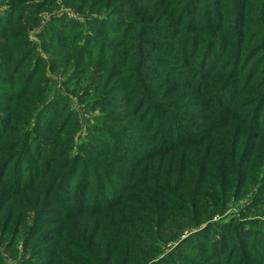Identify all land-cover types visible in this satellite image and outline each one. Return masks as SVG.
<instances>
[{"label":"trees","instance_id":"16d2710c","mask_svg":"<svg viewBox=\"0 0 264 264\" xmlns=\"http://www.w3.org/2000/svg\"><path fill=\"white\" fill-rule=\"evenodd\" d=\"M197 1L170 2L171 4L168 6L170 15L178 18L183 13L185 17L184 23L171 26L172 28L167 25L145 22L146 20H141L138 24L139 30L145 31V25L148 23H150L148 27L153 28L150 34L155 38L149 41L148 45L152 53L140 52L137 69L127 72L126 77L124 75L123 78H120L121 81H116V86L123 83L122 87L125 88V85L130 87L124 89L129 99L132 98V108L129 107L128 113L135 122L136 119H139V130L131 132L130 129L134 126L128 127L130 129L123 127L121 117L116 115L110 120L109 116L116 113L110 114L111 109L103 110L105 116L101 126L98 124L88 130L85 136L86 141L80 139L81 142H78L75 132L72 130L77 125L76 114L74 112L66 113L69 111L66 108L60 117L61 121L67 119L65 120L67 124L71 122V125L64 129L67 130L64 138L66 144L55 145V141L47 137V135L50 136L48 133L50 127H41L39 124H35L36 117L27 115L29 122L27 127L29 128L23 126V130L18 132L16 139L14 138L13 150L5 149L2 151L3 155L0 153V164L3 165L0 168V186L4 181L11 179L10 175L13 172L17 176L13 178L18 183L11 185L9 182L11 195L26 192L32 194V189L39 184V182L33 183L41 176L38 174L39 170L46 172L48 166L53 169L61 160L67 162L63 168L68 169L67 177H73V180L69 181L68 187H66L63 184L65 176L62 179L58 176V171H52L53 179L56 180H53L52 190L45 191L50 201L49 204L44 205L42 212L47 214L62 210L61 217H66L75 211L73 206L68 204L73 202L79 208L82 205L88 206L89 210H95L93 212L109 214L112 212L110 217L104 218V222L97 224L98 237L96 242L93 241L95 242V256H98V248L101 244H106L109 248L118 246L120 242L118 235L121 233L117 232L116 234L115 227L119 223L120 215L112 208L118 205L123 206L122 202L127 200L130 193L136 191L141 193L139 194L140 198L136 200L138 203L136 208L151 213V219L159 233L157 235L159 240L154 238L152 245L135 240L140 244V247H148L144 252H141L143 254L138 255L143 256L142 261L126 258L121 264H208L203 257L191 254L192 247L185 244V241L192 239L193 236H188L170 249L167 247L170 242L181 239L187 231L192 229L201 230L202 236L206 234L205 241L210 237L207 244L213 243L214 252L222 256L220 264H264V215L254 214L255 210H252V204L246 207L244 216L235 213L227 216L228 212L225 214V210L229 209L232 196L239 197L242 189L249 184H251L250 188H253L249 191H253L252 199L254 201L264 195L261 193V190L264 191V170L260 173L255 171L261 167L258 159L249 164V156L242 141L244 140L243 135L253 128L257 130L254 137L258 144L264 140V120L262 119L264 115V79L256 76L258 75L257 65L250 62L249 56L243 55V51L238 50L239 43L234 46L229 43L225 48L226 44L224 45L220 41V47L216 49L217 41L212 39V32L209 36L202 37L200 35V32L210 30L213 24L204 18L190 17V14L187 13L189 9L195 7V4H200ZM247 1L237 0L235 8L244 5ZM153 4L154 2L148 6L149 10ZM119 5L122 6V4ZM184 5H186L185 11ZM11 11L12 17L7 20V24L14 21V14L19 10ZM155 11L157 9L154 5L152 12ZM254 13L256 17L259 16V10ZM214 17L216 18V15ZM129 23L126 21L124 28ZM6 25L3 28L5 30ZM173 27L178 29L176 33L178 40L169 42L166 49L169 52H166V55L154 54L156 47L162 43L161 39L168 35V32L164 31H175ZM174 33L172 32V34ZM179 33L181 37L178 35ZM235 34L236 36L242 35L237 32ZM9 40L11 41V39ZM249 50L247 53H250ZM120 51L124 52V50L116 48L106 50L107 57H110L108 59L104 57L103 49H101L100 55L103 63L99 65L103 64L112 73L119 74L126 67L125 60L118 59L121 56ZM86 54L85 47H82L78 56L81 60L86 61L87 59H84ZM129 57H131V53H128L127 59ZM146 60L160 69V65L169 67L163 68L164 71L161 69L162 73L160 74L153 70V66L149 68L148 63L144 62ZM0 61L2 60L0 59ZM8 62H11L10 59ZM1 69L4 68L0 67ZM7 69L9 71V68ZM148 69L152 75H148ZM259 71L261 72L262 69ZM31 76L34 77V74ZM31 76L28 75L26 78L28 83L32 81ZM134 79L136 84H133ZM148 82H150L149 87L147 86ZM134 86L135 88H133ZM155 86H158V90L164 91L177 88L178 95L181 96L180 101L198 97V105H193L204 110V115L200 112L198 114L201 121L205 120V124H201V126H206V131L199 134L193 123L179 118L178 115L184 110L179 108V113L174 110L176 108L171 102L175 99L165 94H159L160 91H158V99L152 98L149 92H152L151 88ZM100 91L98 89L96 93ZM30 96L32 97V95ZM117 97L116 105L127 102V100L122 101L119 95ZM65 98L68 100L66 96ZM100 98L102 100V97ZM46 103L41 102L43 105L41 107L45 108L38 115L43 116L50 109V104ZM109 103L111 102H102L101 105L105 108L114 106ZM222 105L223 107L220 108ZM240 111L242 114L237 115L236 113ZM56 112H60L59 107L56 108ZM65 113L67 116L64 117ZM221 113L224 115L222 116ZM225 119L227 122L223 124ZM131 121L130 118L128 123ZM23 124H26V119ZM5 125L6 122L2 121L0 147L2 141L9 136L7 134H10L11 131V123L7 121V131L4 133L2 128ZM93 131L94 136L92 135ZM199 136H202V140L198 138ZM33 142L38 149L36 152L37 161L33 160L35 156L28 159L26 157L33 150ZM262 149H264V143L260 146V151ZM40 156L43 161H39ZM63 156L67 158L64 159ZM17 158L19 159L17 164L22 165H17L16 170H11L10 167ZM23 160L29 161L25 169ZM53 161L56 163L48 165ZM42 163L46 164V168H43ZM17 171L21 173L26 171V174H22V178H20ZM103 182L106 184L103 185ZM59 184H62L63 187H60ZM67 189L68 191H66ZM118 195L120 198H117ZM89 197H91L90 200H88ZM248 213H252V216H247ZM57 215L55 213L56 217H58ZM133 217L135 216L133 215ZM41 219L46 221L43 217ZM6 220H10V218L7 217ZM105 224H108L106 229L110 227L112 230L110 235L113 246L105 233ZM97 225L92 229L94 230ZM85 226L87 227L88 224ZM197 231L193 233V235L196 234L195 238L198 235ZM61 234L63 233H60V238ZM80 235L84 236L81 231ZM88 236L87 238H90ZM146 236L149 237V234ZM121 237L122 240L125 237L130 239L126 235ZM72 242L71 239L69 241L64 239L60 245L65 248H78L76 242ZM204 244L206 243H202L203 248L210 247ZM218 245L223 247L222 252L218 250ZM166 248L167 251H165ZM129 249L130 253H138L131 244ZM160 251L163 252L158 254ZM179 251H183L184 256L178 255ZM68 253L70 252H65L66 255ZM67 257L72 259V257ZM3 258L5 257L3 256ZM0 264L8 263L0 262Z\"/></svg>","mask_w":264,"mask_h":264},{"label":"rangeland","instance_id":"374dc122","mask_svg":"<svg viewBox=\"0 0 264 264\" xmlns=\"http://www.w3.org/2000/svg\"><path fill=\"white\" fill-rule=\"evenodd\" d=\"M184 1L0 0V32H2L0 35V59L2 60L0 61V67L5 69L0 70V126L2 121L6 122V125L2 128L4 133L7 131V121L11 123L10 134H7L9 136L2 141L3 143L1 142L0 153L3 155L2 151L5 149L13 150L14 138L16 139L18 132L23 130V126H28L27 115L36 117L35 124H39L41 127H50V130H48L50 136L47 135V137L54 140L55 145L66 144L64 138L67 130L64 129L70 126L71 122L67 124L65 121L67 119H63L64 121L60 119L66 108L69 109L66 113L74 112L76 114L75 122L77 125L72 130L75 132L76 141L78 142L80 139L81 141H86L85 136L88 130L98 126V124L101 126L105 116L104 111L110 109V114L116 113L109 116L110 120L117 115L123 119V127L130 129L128 127L134 126V128L130 129L131 132L139 130V119H136L135 122L134 118L128 113L129 107L130 109L132 108V98L129 99L124 89L130 87L126 85L125 88L122 87L124 86L123 83L116 86V81H121L120 78H123L124 75L126 77V73L131 71V69H137L140 52L144 54L146 52L152 53L148 45L149 41L154 39L155 36L150 34L153 30V28L148 27L150 23L162 26L167 25L169 28L182 22L184 23L185 17L183 13L178 18H175L168 11L170 2L180 3ZM236 1L198 0L197 2H200V4H195V7L189 9L187 13L190 14V17L204 18L213 24L210 30L200 32V35L205 37L212 32V39L217 41L216 49H219L220 41L224 45L226 44L225 48L228 47L229 43L233 46L239 43L240 47H238V50L243 51V55L249 56L248 60L257 65L258 75L256 76L264 79V0H248L237 9L235 8ZM145 2L149 3L145 5ZM152 2L154 4L149 10L148 6ZM119 4H122V6ZM154 5L157 11L152 12ZM185 7L186 5H184V11ZM13 9H18L19 11L14 14V21L7 24V20L12 17L11 10ZM258 10L259 16L256 17L254 12ZM215 15L216 18L214 17ZM141 20L150 22L145 25V31L143 29L139 30L138 24H140ZM126 21L130 23L124 28ZM5 25L7 26L6 30L3 29ZM173 28H175L173 29L175 31H172L175 32L174 34L171 31H164L168 32V35L161 39L162 43L156 47L154 54L166 55L169 52L166 50L169 42L172 43V41L176 42L178 40L176 34L178 29L176 27ZM235 32L242 33V35L238 34L236 36ZM178 35L181 37L180 33ZM82 47H85L87 52L84 58L87 59L86 61L81 60L78 56ZM114 48L124 50V52L120 51L121 56L118 59L120 61L125 60L126 67L119 74L112 73L103 64L102 66L99 65L103 63L100 55L101 49H103L104 57L110 59L109 56L107 57L106 50ZM248 49H250V53H247ZM128 53H131L129 59H127ZM8 59L11 62H8ZM144 62L148 63L149 68L153 66L147 60ZM160 66L162 70L169 67ZM7 68H9V71ZM161 69L153 66V70L155 72L158 71L160 74L162 73ZM261 69L262 71L260 72L259 70ZM148 72V75H152L150 69L147 70ZM33 74L34 77L31 76ZM28 75L32 77L31 83L27 82L26 78ZM133 84H136L135 79ZM157 87H152L151 90L153 91L149 92L152 98L158 99V91H160L159 94H165L175 99V102H171L176 108L174 110L177 113H179V108L184 110L178 115L180 116L179 118H182L183 121L187 120L188 123H193L195 130L199 134L206 131V126H201V124H205V120L201 121L198 114L200 112L204 115V110L193 105H198V97L195 96L188 101L183 99V101H180L179 98L181 96L178 95L177 88L164 91L162 89L158 90ZM98 89L101 91L96 93ZM117 95L120 96L122 101L127 100V102L122 105H116ZM65 96L68 100H66ZM100 97H102V100H100ZM42 101L50 104V109L43 116L38 115L45 108L41 107L43 106L41 104ZM102 102H111L109 104H114V106L105 108L101 105ZM57 107L60 108V112H56ZM222 107L223 105L220 106V108ZM66 113L64 117L67 116ZM236 114L241 115L242 111ZM221 115L223 116L224 114L221 113ZM130 118L132 121L128 123ZM25 119L26 124H23ZM262 119L264 120V115ZM51 121L53 122L50 124ZM179 121L182 122L181 120ZM223 122L225 124L227 119ZM240 132L242 133L241 130ZM256 132L257 130L254 128L249 129L248 133L243 135L244 140L242 141L249 156V164L256 159L260 161L261 167H259V170H255L260 173L264 170V149L260 151V146L264 143V140L258 144L254 137ZM92 135H95L94 131ZM246 136H248L247 139H245ZM198 138L202 140V136ZM10 145L12 147H9ZM32 149L28 154L26 153V157L28 159L35 156L33 160L37 161L38 155L36 152L38 149L35 142L32 143ZM66 158L64 157V159ZM18 161L19 159L17 158L12 163L11 170H16L17 165H22L17 164ZM23 161L25 169L29 161ZM39 161H43L42 156L39 157ZM53 163L54 161L48 163V165ZM65 163H67L65 160H61L53 169L48 166L46 172L41 171L44 174L39 170L38 174L41 176L33 182H39V184L32 189V194L28 192L18 195L10 194L11 187L9 182L11 185L17 182L13 178L17 177L14 172L10 175L11 179L4 181L0 186V241H2L0 242V262H7L8 264H72L74 262L78 264H121L126 258L142 261L143 256L138 255L143 254L141 252H144L148 247H140V244L136 243L135 240H141L143 244L152 245L154 238L159 240L157 236L159 233L153 224L151 213L147 210L143 211L136 208V204H138L136 200L140 198V192L133 191L127 200L122 202L124 203L123 206L118 205L112 208L120 215L119 223L115 227L116 234L117 232L121 233L118 235L120 242L116 247L112 245V237L110 235L112 230L110 227L106 229L108 224H105V233L113 247L109 248L106 244H101L98 248V256L94 254V243L98 237L97 231L99 232L98 225L104 222V218L110 217L113 214L112 212L110 214L93 212L95 210H89L88 206L84 207L82 205L79 208L73 202L68 204H71L70 206H73L72 208L75 211L66 217H61L62 210L43 214L44 205L49 204L50 201L45 191L49 192L52 190L54 180L52 171H58V176L62 179L65 176L63 184L66 187H68L69 181L73 180V177H67V172L69 171L67 168H63ZM2 166L0 164V168ZM43 166V168H46V164H43ZM58 166L60 167L58 168ZM24 173L26 174V171L23 173L17 171V175L21 176H18L20 178H22ZM105 184L103 182V185ZM59 186L63 187L62 184H59ZM250 186L251 184L242 189L239 197H236L237 195L232 196L228 206L229 209L225 210V214L229 213L227 216H231L230 214L234 213L244 216L247 210L246 207L251 204L252 210H255L254 214L264 215V195L260 196L259 200L254 201L252 199L254 196L252 195L253 191H249V189L253 188H250ZM255 190L256 187L254 188ZM261 193L264 194V191L261 190ZM117 198H120V195ZM90 199L91 197L88 198V200ZM81 200L84 199L81 198ZM41 212L42 215L40 214ZM55 213L58 214V217L55 216ZM74 214L75 216H73ZM247 216H252V213H248ZM7 217L10 220H6ZM38 217H40V220H38ZM41 217L46 221H43ZM87 224L88 226L86 227L85 225ZM95 225L97 226L93 230L92 227ZM7 227L9 228L4 235ZM80 231L84 236L80 235ZM196 231L198 235L195 238L196 234L193 235V233ZM200 231L199 229L187 231L181 239L170 242L167 246L169 247L168 249L176 246L188 236H193L192 239L185 241V244H189L192 247L190 249L191 254L203 257L208 264H220L222 256L214 252L213 243L211 245L207 244L210 237L205 241L207 235L202 236ZM60 233L64 234H61V238ZM85 234L89 235L90 238H87ZM146 234H149V237ZM124 235L129 236L130 239L125 237L122 240L121 236ZM150 238L151 240H148ZM64 239L65 241L71 239L73 240L72 243L76 242L82 252L76 247L65 248L60 245V242ZM202 243H206L204 245L210 247L203 248ZM130 244L138 252L137 254L129 252ZM217 248L220 252L223 251V247L221 248L218 245ZM168 249L166 248L165 251ZM65 252L70 253L66 255ZM162 252L160 251L158 254ZM185 254L187 255L186 251ZM178 255L184 256V252L179 251ZM67 256L72 257V259ZM62 261L64 262L61 263Z\"/></svg>","mask_w":264,"mask_h":264}]
</instances>
